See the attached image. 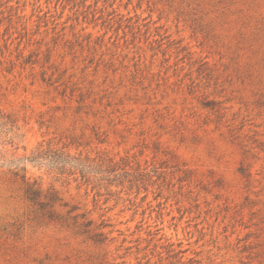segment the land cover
Returning a JSON list of instances; mask_svg holds the SVG:
<instances>
[{"label": "rangeland", "instance_id": "1", "mask_svg": "<svg viewBox=\"0 0 264 264\" xmlns=\"http://www.w3.org/2000/svg\"><path fill=\"white\" fill-rule=\"evenodd\" d=\"M8 114L0 264H264V0H0Z\"/></svg>", "mask_w": 264, "mask_h": 264}, {"label": "trees", "instance_id": "2", "mask_svg": "<svg viewBox=\"0 0 264 264\" xmlns=\"http://www.w3.org/2000/svg\"><path fill=\"white\" fill-rule=\"evenodd\" d=\"M6 117V118H3ZM16 121L11 118L10 114L4 116H0V128H6V130H0V133L5 132V136H7L10 132H13L15 128ZM13 137H10V141L12 142ZM27 163H31L34 166L44 167L50 172H56L59 174H63L66 172L75 173L77 170L81 173V175H86L85 172H91L90 166L86 165L82 159L77 156H72L70 153H65L60 149L54 148H44L41 145L36 147L31 151L29 155L14 158L9 160H3L0 158V166H5L9 169H12L16 175H19L21 171H23L22 177L25 178L27 171ZM115 166H108L105 168V172L107 175L112 174L116 169ZM35 184H28L25 190V194L27 199L39 206V208L46 212L49 218H56L57 215L54 211L47 209L48 207L53 206V204L59 200L57 194L55 192H51L46 194L44 199L41 198V193L38 188L34 186ZM89 225V223L85 224ZM97 238L101 237L102 234H96ZM100 240V238H99Z\"/></svg>", "mask_w": 264, "mask_h": 264}]
</instances>
